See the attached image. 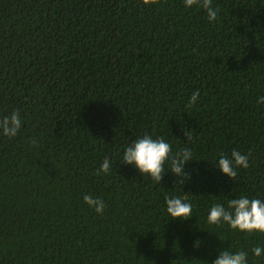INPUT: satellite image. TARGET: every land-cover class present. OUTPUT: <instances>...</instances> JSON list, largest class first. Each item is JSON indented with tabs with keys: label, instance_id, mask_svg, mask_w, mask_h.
Masks as SVG:
<instances>
[{
	"label": "trees",
	"instance_id": "1",
	"mask_svg": "<svg viewBox=\"0 0 264 264\" xmlns=\"http://www.w3.org/2000/svg\"><path fill=\"white\" fill-rule=\"evenodd\" d=\"M212 6L215 22L184 0H0V117L22 121L0 133V264H213L227 249L264 264L250 251L264 234L207 220L264 201V0ZM144 135L192 152L185 184L122 164ZM233 150L251 153L235 180L214 167ZM171 197L190 220H172Z\"/></svg>",
	"mask_w": 264,
	"mask_h": 264
},
{
	"label": "clouds",
	"instance_id": "2",
	"mask_svg": "<svg viewBox=\"0 0 264 264\" xmlns=\"http://www.w3.org/2000/svg\"><path fill=\"white\" fill-rule=\"evenodd\" d=\"M144 4H150L154 0H142ZM185 7L191 8L199 5L207 14L210 22H215L218 17L219 9L212 6V0H184ZM199 91L192 94L188 107L196 104ZM258 102L264 104V97H259ZM22 127L20 113L13 111L10 115L0 117V133L5 137L14 138L19 134ZM172 145L165 139H153L150 135H144L128 146L123 154V163L134 166L145 176H149L154 182L161 183L166 171L178 178L179 183L185 184L190 179V173L186 170V165L192 158L190 150H182L175 156L171 155ZM238 150H233L230 155L221 154L217 166L225 176L235 180L238 175L237 169L249 167V156ZM170 162V168L165 169V162ZM110 169V161L105 158L100 172H107ZM99 174V172L97 173ZM84 202L93 208L98 214H103L105 203L103 199L85 195ZM167 213L172 220H190L192 205L185 198L171 197L166 198ZM208 223L216 226L227 224L232 230L242 233H262L264 234V201L259 198H248L241 196L230 199L227 207L223 204H214L207 217ZM195 247L199 249L200 242L197 241ZM251 253L256 257L264 254V248L259 246L252 248ZM213 264H248V253L240 251L221 250Z\"/></svg>",
	"mask_w": 264,
	"mask_h": 264
}]
</instances>
